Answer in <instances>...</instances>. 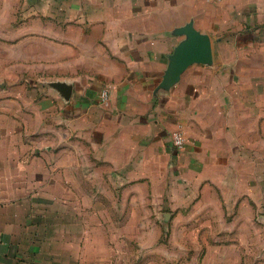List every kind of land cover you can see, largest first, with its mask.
Masks as SVG:
<instances>
[{
	"label": "crops",
	"instance_id": "crops-1",
	"mask_svg": "<svg viewBox=\"0 0 264 264\" xmlns=\"http://www.w3.org/2000/svg\"><path fill=\"white\" fill-rule=\"evenodd\" d=\"M18 1L1 12L8 19L18 10L36 12L41 28L56 29V40L54 50L40 41L45 62L54 59L43 73L51 78L38 90L42 97L24 100L38 112L40 133L17 132L19 103L0 102L7 108L0 114V264H78L86 233L61 227L43 244L35 222L50 217H39L31 205L51 200L25 198L18 189L31 188L33 178L39 187L70 186L73 205L87 204L93 209L87 213L101 220L108 216L97 200L116 188L160 189L156 197L170 203L185 196V187L204 192L210 186L204 174L223 155L219 99L250 73L239 66L241 53L229 49L264 41V0ZM188 22L210 37L212 64H194L169 91L158 89L168 56L184 39L175 32ZM55 82L70 86L69 97L49 85ZM176 131L185 137L180 152L172 145Z\"/></svg>",
	"mask_w": 264,
	"mask_h": 264
},
{
	"label": "rangeland",
	"instance_id": "rangeland-1",
	"mask_svg": "<svg viewBox=\"0 0 264 264\" xmlns=\"http://www.w3.org/2000/svg\"><path fill=\"white\" fill-rule=\"evenodd\" d=\"M17 2L0 0V102L16 99L17 132L37 134L38 112L24 100H39L38 90L51 78L43 73L54 59L45 62L40 41L43 37L54 50L56 29L41 28L36 12L18 10L8 19L1 12L3 4ZM2 16L11 20L14 33ZM239 47L229 51L241 53L239 66L250 73L217 95L222 112L218 122L225 127L223 155L217 169L204 174L210 185L204 192L203 187L199 193L185 187V196L177 195L170 203L164 195L156 197L160 189L116 188L113 196L97 200L108 216L101 220L87 213L93 210L87 204L73 205L70 186L39 187L33 178L31 188L18 189L21 196L51 200L31 205L39 217H50L35 222L36 231L49 230L38 239L43 244L47 238L55 240L61 227L76 225L87 239L78 264H264V41ZM6 110L0 106V114ZM29 114L31 126L25 131ZM74 212L83 213L79 220L70 218ZM64 214L67 219L56 220Z\"/></svg>",
	"mask_w": 264,
	"mask_h": 264
},
{
	"label": "water",
	"instance_id": "water-1",
	"mask_svg": "<svg viewBox=\"0 0 264 264\" xmlns=\"http://www.w3.org/2000/svg\"><path fill=\"white\" fill-rule=\"evenodd\" d=\"M177 36L184 39L178 43L173 52L168 56L167 67L162 81L158 87L163 91H169L180 80L182 73L190 66L212 64V42L208 35L197 31L192 22H188L175 32ZM51 87L63 91L69 97L70 86L55 82L49 84Z\"/></svg>",
	"mask_w": 264,
	"mask_h": 264
},
{
	"label": "built area",
	"instance_id": "built-area-1",
	"mask_svg": "<svg viewBox=\"0 0 264 264\" xmlns=\"http://www.w3.org/2000/svg\"><path fill=\"white\" fill-rule=\"evenodd\" d=\"M208 2H217L219 0H207ZM100 101L106 105L108 101V92L103 91L100 95ZM185 143V137L182 131H176L172 135V145L176 152H180L183 149Z\"/></svg>",
	"mask_w": 264,
	"mask_h": 264
}]
</instances>
